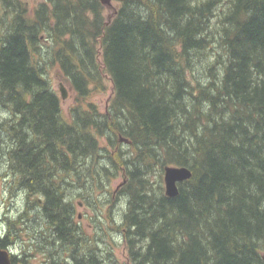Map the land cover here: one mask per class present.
<instances>
[{
    "label": "trees",
    "instance_id": "obj_1",
    "mask_svg": "<svg viewBox=\"0 0 264 264\" xmlns=\"http://www.w3.org/2000/svg\"><path fill=\"white\" fill-rule=\"evenodd\" d=\"M120 2L106 16L100 0H0V130L49 227L36 247L46 264L115 262L69 194L92 203L122 175L130 264H264V0ZM48 63L78 100L68 118ZM106 76L103 111L88 99ZM167 165L193 172L174 197L153 184ZM28 213L7 218L4 243Z\"/></svg>",
    "mask_w": 264,
    "mask_h": 264
},
{
    "label": "rangeland",
    "instance_id": "obj_2",
    "mask_svg": "<svg viewBox=\"0 0 264 264\" xmlns=\"http://www.w3.org/2000/svg\"><path fill=\"white\" fill-rule=\"evenodd\" d=\"M43 0H26L31 7L38 5ZM121 5L118 0H113L110 6H106L104 14L109 16L111 12ZM49 69V78L54 89L57 91L61 99V109L66 118L69 117L70 108L78 103V100L73 92L69 81L64 77V74L58 64H47ZM66 85L68 96L62 98L61 84ZM104 83L106 84L105 90L94 91L89 101L98 105V107L105 111L112 96V82L108 76L105 77ZM6 112L0 108V121ZM8 138L3 135L0 130V234L5 235L8 229V217L16 218L20 214L29 209V213L25 217L28 219L27 224L30 226V231H21L18 236L12 235L15 243H10L11 251L18 256L21 264H46L49 260L47 254L42 252V249L36 247L37 238L39 241L49 233L47 232L48 225L42 218L39 209L31 207L33 200L37 196H30L33 192H24L18 184H15L14 177L12 176V168L8 160ZM153 177L154 187L157 182H161L165 188L164 173L155 171ZM122 175L111 180H106V186L100 190H95L94 195L90 198L92 203L87 200V193L84 188L80 193H77L76 188L71 189V199L75 204V217L83 226L86 234L99 243V246L104 250L107 257H112L113 261H108L107 264H130L128 260V253L125 247V242L120 238L121 231L117 228V223L120 224L123 218L124 208L126 203V196L119 193V188L123 182ZM15 185V186H14ZM18 187L15 191V187ZM118 199L116 202L113 200ZM119 197V198H118ZM31 200V201H30ZM41 204V203H40ZM10 208L8 209V206ZM15 216V217H12ZM117 222V223H116ZM17 232L19 230H16ZM29 244H33L29 245ZM42 246V245H41ZM44 247V246H42ZM108 252V253H107ZM109 252L111 254H109ZM103 255V254H102ZM104 256V255H103ZM106 257V256H104ZM23 259V261H20Z\"/></svg>",
    "mask_w": 264,
    "mask_h": 264
},
{
    "label": "water",
    "instance_id": "obj_3",
    "mask_svg": "<svg viewBox=\"0 0 264 264\" xmlns=\"http://www.w3.org/2000/svg\"><path fill=\"white\" fill-rule=\"evenodd\" d=\"M104 5L110 6L113 0H100ZM126 1V0H118ZM62 98L68 96L64 83L61 84ZM193 172L188 166L167 165L164 168L165 192L168 196L174 197L179 193V183L192 177ZM10 252L0 245V264H11Z\"/></svg>",
    "mask_w": 264,
    "mask_h": 264
},
{
    "label": "flooded vegetation",
    "instance_id": "obj_4",
    "mask_svg": "<svg viewBox=\"0 0 264 264\" xmlns=\"http://www.w3.org/2000/svg\"><path fill=\"white\" fill-rule=\"evenodd\" d=\"M14 186H15V185H14ZM17 188H18V187L16 186V187H15V191L18 190ZM10 206H11V205L8 206V209L10 208ZM0 245H1L2 248L7 249V250L10 252L11 264H21L19 261H15V260L13 259V255H14V254H13L12 251H11V248H10L11 246H10L9 244L4 243V241H3V236H2L1 234H0Z\"/></svg>",
    "mask_w": 264,
    "mask_h": 264
}]
</instances>
